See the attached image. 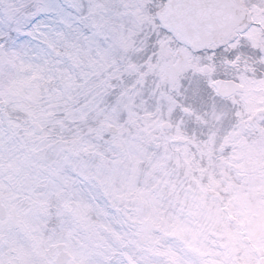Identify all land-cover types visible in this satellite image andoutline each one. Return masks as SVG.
Wrapping results in <instances>:
<instances>
[{"label": "snow or ice", "instance_id": "6c2138e0", "mask_svg": "<svg viewBox=\"0 0 264 264\" xmlns=\"http://www.w3.org/2000/svg\"><path fill=\"white\" fill-rule=\"evenodd\" d=\"M0 264H264V0H0Z\"/></svg>", "mask_w": 264, "mask_h": 264}, {"label": "rangeland", "instance_id": "374dc122", "mask_svg": "<svg viewBox=\"0 0 264 264\" xmlns=\"http://www.w3.org/2000/svg\"><path fill=\"white\" fill-rule=\"evenodd\" d=\"M180 150L182 151L183 149H180ZM175 151H176V149H175ZM181 153H183V151H182ZM181 162H183V156H181ZM173 163H175V161H174ZM192 174L195 175V176H197L198 178H200L201 181H202L203 177H200V173H199V168H198V167H196V168L194 169V171H193ZM177 175L179 176V179H180V180L183 181V180L185 179L183 172H178ZM205 178L207 179L206 176H205ZM184 187H188V185H184ZM206 195H207V197H208V200L211 202V201L213 200V198H215V197L217 196V193L209 192V193H207ZM219 243H220V238H219V236L214 235L211 231L208 233V235H207V236L205 237V239H204V244H205L207 247H212V248H214V247H216Z\"/></svg>", "mask_w": 264, "mask_h": 264}, {"label": "clouds", "instance_id": "9594fccd", "mask_svg": "<svg viewBox=\"0 0 264 264\" xmlns=\"http://www.w3.org/2000/svg\"><path fill=\"white\" fill-rule=\"evenodd\" d=\"M181 155H183V153H181ZM187 175L190 177V175H191L190 170L188 171ZM180 181H182V180H180ZM180 181L173 180V187H175V184H176V183H180V187L183 188L184 185H183V183L180 182ZM176 191H179V189H176ZM189 200L191 201V198H190V197H189ZM174 206H175V205H174ZM182 211H183V212H186V213L188 212V209L185 208V202H184L183 199H181V201H180V208L177 209V212H182Z\"/></svg>", "mask_w": 264, "mask_h": 264}, {"label": "flooded vegetation", "instance_id": "af4514ba", "mask_svg": "<svg viewBox=\"0 0 264 264\" xmlns=\"http://www.w3.org/2000/svg\"><path fill=\"white\" fill-rule=\"evenodd\" d=\"M180 149H183V148L178 146V147L176 148V152H178V153L180 154V157H181V156H183V155H181V152H182L183 150L181 151ZM206 182H207V179H206L205 177H203V179H202V183H206Z\"/></svg>", "mask_w": 264, "mask_h": 264}]
</instances>
